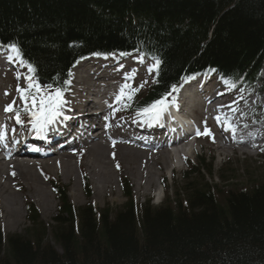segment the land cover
Instances as JSON below:
<instances>
[{"label": "trees", "instance_id": "1", "mask_svg": "<svg viewBox=\"0 0 264 264\" xmlns=\"http://www.w3.org/2000/svg\"><path fill=\"white\" fill-rule=\"evenodd\" d=\"M0 41L17 43L53 88L88 53L152 56L159 68L132 105L142 108L212 67L251 89L264 64V0H0ZM201 160L158 206L133 208L126 183L128 201L113 217L108 208H75L63 189L52 224L28 204L32 233L4 236L0 227V264H264V179L219 200L204 180L212 162Z\"/></svg>", "mask_w": 264, "mask_h": 264}, {"label": "rangeland", "instance_id": "2", "mask_svg": "<svg viewBox=\"0 0 264 264\" xmlns=\"http://www.w3.org/2000/svg\"><path fill=\"white\" fill-rule=\"evenodd\" d=\"M150 65H151L150 67H152L153 63ZM22 72L24 74L27 72V75L25 76L23 75L20 78V80H18L17 82L16 81L11 82V80L6 78L8 80L2 81V83H0L1 85L8 84V86L14 87L15 93L10 104L17 105V108L19 110L24 109L26 106L31 107L32 105L30 98H28L27 103L25 99L22 98L28 96L27 92L21 93L17 91L18 88L20 89L29 88V81L26 79V77L28 76V71H26V69L23 68ZM151 77L152 74L150 75V77L145 76V78L141 79L140 82L135 81V84L131 88L139 89V91L135 92L136 95L138 96L140 95L142 97L145 94L146 86L151 80ZM75 79L76 78L73 77V80ZM257 79L258 82L256 83V87H255L256 89L248 93H243L242 95H239L238 93L233 94V99L235 100H240L241 96L246 97L247 102L251 100L250 103L247 104L246 106L247 108H249V106H251L252 103L257 104V108H255L254 117L249 115L243 116L242 118L238 116L236 117L237 119H240L239 120L240 124H243V126L238 127L239 130L245 129L249 125L251 126L252 124H256V123L264 124V122H262L263 121L262 118L264 119V87H263L264 65H263V70L261 71V74ZM213 80L216 81V79ZM31 83H32V88L36 89L37 86L40 87L39 83L35 80H32ZM141 85H143V87H140ZM209 86L210 84L206 85V88L209 89ZM69 97L70 95H68V93L63 95V99L66 98L68 99ZM2 99H3V94H0V101ZM71 99H73L72 96ZM243 107H244L243 103L240 104L235 112L237 113L238 110L243 109ZM117 108L119 110L115 112L112 111L110 113L111 118H113L115 114H119L122 116L120 112L121 108L120 107ZM257 117L261 118L259 122L254 121V118ZM232 120L233 118L230 121ZM220 143L226 145L223 143L222 139L220 138L219 131H216L215 133L211 132V135H203L201 136L200 139L196 141V147L192 154H188L186 152L187 154L181 155L184 156L185 158H182L181 156H176L175 158L168 156L167 158L168 162L166 165L160 161H158L157 164L152 163L151 168L152 170L156 171V174H154L152 177L153 184L145 190L137 189V191H136V187L138 184V180L137 178L134 179V176L132 175L130 169H128L129 166L130 167L136 166L135 161H131L128 162V164H126L123 161V159H120L119 155L114 156L115 151H113L110 156L111 165L109 164L107 166V168H109L111 171V178H109L110 182H106L105 179V183L102 186V190L104 191V193H106L104 186H106V188L110 190V193H106L103 195L102 194L103 192L100 191V195H98L97 197H95L94 195L95 187L91 181L90 174L88 171L89 169L84 163V161H86V159L84 158V154L83 152H76L73 154L75 156L74 157L75 161H73V163L75 162L74 165L76 167L75 169L71 170L69 175L66 176L62 171H57L56 173H52L48 169H43V174H41V177L43 178L42 186L44 191L48 192L47 195L48 206H45L46 209L42 207L41 205L42 203H38L36 197H33L27 191L26 182H24V180L22 179L15 177L16 188L13 189V192L16 195V201L19 203L17 204L16 202L15 204L18 206L17 212H19V217L15 220V223L12 226H9L10 224L8 223L6 218L2 216L0 211L1 231L4 236L10 234H18V235L26 236L27 233L31 235L32 227L31 224L28 223V221L26 220L27 219L26 208L28 204H31L37 208V211L40 216L39 218L42 222L44 223L47 222L52 224L51 219L52 217L56 216V213L58 212L57 208L59 206V201L58 198H56V194H55L56 187L57 189H60V191L62 189L66 191L68 200L75 208H80L83 206H87L89 203H93V206L95 207L96 211L101 212L102 210L108 208L110 209L111 217H113L114 212L118 210L125 203V201H127V199L123 197L121 193V189L119 188L120 181L126 179L132 185V190L134 194L133 196L135 199L136 206L138 207L142 206L143 204H145L147 200H149L150 205L158 206L160 204H163L161 203V200L162 201H164V199L173 200L176 186L181 185V181H182L181 173L183 170L187 169L188 167V163L186 159L189 160L188 162L196 166L199 165L200 161H202L201 159H204L206 162H212V175L205 173L204 180H207L209 185L212 187L214 193L218 196L219 200H222L224 195L232 189H239L242 187H246L245 185H247L248 182L251 183L253 181H259V180L261 181L262 179H264V151L259 150L258 152L257 149L251 147H245V148L238 147L239 149H228V148L218 149L217 146ZM246 148L250 150V153H243L241 151L242 149H246ZM164 149L166 150V148ZM118 157L119 159H117ZM136 162L137 164H139L140 172L148 171L147 169L145 170L144 160L141 161L140 163L138 161ZM181 162L185 164H182ZM148 164H151V162L149 161ZM12 179H14V177ZM75 182H77L76 185L77 187L75 192H73L72 187ZM47 230H48L47 240L50 241L49 234L51 228L49 227Z\"/></svg>", "mask_w": 264, "mask_h": 264}, {"label": "bare ground", "instance_id": "3", "mask_svg": "<svg viewBox=\"0 0 264 264\" xmlns=\"http://www.w3.org/2000/svg\"><path fill=\"white\" fill-rule=\"evenodd\" d=\"M5 52H9L8 48H5ZM115 54L110 55H104L99 56L98 58L95 57H87L83 60V63L80 64L78 67H82L81 65H87L89 67V70L86 71L87 74L84 76L87 79H92V75H99L100 78L103 75V72L106 68H114L115 62H110L111 59L117 58L114 56ZM5 55H0V63H3L5 58H3ZM105 56L107 58H105ZM9 59V58H8ZM7 59V60H8ZM19 62L21 64V59H19ZM124 64L118 68V71L120 73L123 72V70L126 68V59H124ZM140 64V67H146L148 63L146 61L137 62ZM22 65V64H21ZM12 66V65H11ZM13 67V66H12ZM113 71V70H112ZM116 76L115 78H117ZM95 79V76H94ZM8 79H0V81H5ZM263 80V79H262ZM85 81H87L85 79ZM120 82V79L117 78L115 81L110 82L107 87H112L114 84H117ZM6 86L8 84H0V94L3 95V99L0 101V116L6 117L5 111L3 110V107L10 104L11 100L14 97V94H6L3 93L4 90H6ZM177 91H179V83L175 84ZM261 86V85H260ZM264 87V86H263ZM46 90L41 88L40 92L44 93ZM49 92V91H48ZM190 94V97L188 95ZM70 96L73 95L74 100H76V109L79 107H84L86 110H88L90 107L95 106L94 103H92L90 100L98 99L102 94L97 90L96 88H93L91 85L86 84L84 82L79 81L75 84V87H73L70 90ZM173 94V92L171 93ZM186 97L188 98V102L190 101L191 105L196 104L197 100L199 99L200 92L198 94L192 93L190 89L185 91ZM230 92H223L215 95H210L208 97V100H204V105L208 106L209 108H212L215 112L217 109L215 105L217 103H220L221 100H228L229 99ZM11 95V96H10ZM184 99V97H183ZM68 103L66 106H69L70 100L64 99ZM251 101V100H250ZM250 101L246 102L249 103ZM229 105L233 106L234 109H237L240 105V103L235 102L233 99L229 101ZM221 107V106H219ZM32 108V107H31ZM30 108V109H31ZM132 110L135 112L136 108L131 107ZM111 108H106L101 110L97 114L89 113L87 115L82 116V114H77L78 117H84L82 119V132L84 133V138L80 144H76L73 148H70L71 151H65L60 150L58 151L54 156L47 155V156H39L37 158H31L26 155H24L23 151L15 152L10 156H3L0 158V211L3 217L6 218L9 226H12L15 223V220L19 217L18 206L16 204V195L13 192V189L15 187V177L24 180L26 182L27 191L33 196L36 197L38 203H42V207L46 209L45 206H48L47 204V195L48 192L44 191L43 189V182L41 174H43V169H48L52 173H56L57 171H62L66 176L69 175L71 170L75 169V165L73 161H75V156L73 155L76 153L75 151H81L84 153V158L86 161L84 163L86 164L87 168L89 169V174L91 181L94 185L95 190V197L100 195V191L103 192L102 194L110 193V190L105 187V192L102 190V186L106 182H110L109 178H111V171L107 166L110 164V156L113 151H115L114 156L119 155L120 159H123V161L128 164V162L135 161L136 166L128 167L130 169L132 175L134 176V179L137 178L138 184L136 187L140 190H145L149 188L153 184V175L156 174V171L152 170L151 165L152 163L157 164L158 161L163 162L165 165L168 162V156H172V152L169 150H165V144H160L158 148L156 146L150 147L147 152L145 153H137V149L139 147H142L143 145L136 143L138 139L132 138L128 139L124 135L122 136L124 139L133 142L131 146L125 145L122 139H120V131L119 128H123L125 130L135 131L136 128L139 131L140 129L138 126L140 124L149 123L146 122L142 116L134 115L136 119V123H132L133 125L129 124H123V123H113L109 124L108 126H105L106 120L99 122V119L101 115H105L108 111H110ZM76 112L79 110H75ZM244 110L238 111V113H242ZM248 111V110H246ZM12 112L19 113L17 110L16 105H12ZM222 112V111H221ZM250 115H254V110L250 112ZM261 120L260 117L254 118L255 122H259ZM76 117L72 119V124L75 123ZM95 122V127H91L90 124H87V122ZM177 121L179 123H183V120L181 118H177ZM239 126L240 122L239 119H235L232 126ZM255 126H248L245 129H235V134L231 131L229 132V136L226 133H222L220 138L222 139L223 144H219L217 146L218 149L222 148H228V149H235L236 147H251L254 145V141L261 138L262 135H264V124L256 123ZM24 126L18 125L16 127L17 130L23 129ZM175 128V127H174ZM225 128V127H224ZM223 128L222 131H225ZM94 129V130H93ZM48 130V129H47ZM249 130L250 133L246 135L245 137H242L241 132ZM227 135V136H226ZM107 138L109 140L108 143H105L101 139ZM110 140H113L112 142ZM183 141V140H181ZM174 143V145H178L179 142ZM148 147V146H146ZM175 153H180V151H176ZM183 154V152H181ZM135 155V156H134ZM71 157V158H69ZM119 159V157L117 158ZM137 159V160H135ZM144 160V167L146 172H140L139 171V164H137L136 161L139 163ZM151 162V164H148V162ZM156 170V169H155ZM94 172V174H93ZM148 173V175H147ZM93 175V176H92ZM144 176V178H143ZM14 177V179H12ZM66 178V177H65ZM14 180V181H13ZM142 180V181H141ZM13 181V182H12ZM38 184V185H37ZM14 185V187H13ZM77 182L73 184L72 190L75 192ZM177 185V184H175ZM178 186V185H177ZM176 186V187H177ZM180 190V189H179ZM22 197V196H21ZM174 199V198H173ZM17 204H19L17 202Z\"/></svg>", "mask_w": 264, "mask_h": 264}, {"label": "snow or ice", "instance_id": "4", "mask_svg": "<svg viewBox=\"0 0 264 264\" xmlns=\"http://www.w3.org/2000/svg\"><path fill=\"white\" fill-rule=\"evenodd\" d=\"M0 47H7L10 56L9 58H13L11 54H14L15 57H21V50L17 43H10L8 45H0ZM94 56H100L103 55L102 53H93ZM121 56L128 55L127 53H121ZM105 58H107L105 56ZM81 59H85V57H81ZM143 62V59L141 58V63ZM79 63V61H77ZM21 64L22 66H26L28 68V72L34 74L36 71L35 64L32 62L24 61L21 57ZM160 61L157 59L155 64L149 68V72L153 71V69L159 68ZM71 76V73H69ZM133 76L131 74L125 75V81L126 83L123 84L119 90V94L116 95L115 99L117 102H120L122 100V97H125V90L129 89V94L126 97V101L130 102L132 100L133 95L135 92L139 91L138 88L132 89L130 84L127 83L128 80L132 79ZM19 79V76L17 77ZM26 79L29 81V88L28 89H20L18 88L17 91L24 93L27 92V97H22L25 99L26 103L28 98L31 99L32 102V108L27 109V111H30V115L32 117L30 124L33 130H35L38 134H43L50 125L56 124L58 121L61 120H69L71 119L70 116L65 115L64 108L67 105V101L63 99V92L66 89L62 88H55L52 91L45 92L41 94L40 88L37 86L35 93H33L31 90L32 88V76L29 75L26 77ZM71 83L70 80H65L64 84L69 85ZM51 88V86H48ZM140 87H143L141 85ZM172 91H177V88L175 85L172 86ZM7 94V93H6ZM171 95V93H166L161 99L154 101L152 104L148 105L147 107H143L138 111V115L142 116L143 119L146 122H159L164 112L167 110L168 104L166 103L167 96ZM124 107H129V103H124ZM111 107V105H109ZM228 107H231V105H228ZM119 110L114 109V112ZM5 111H12V105H8L5 108ZM235 111V109H233ZM217 123H221V117H216ZM16 122L22 123V121L19 118V115L16 116ZM225 131H231L233 135L235 134V127L230 124V122H226V126L224 128ZM15 132V129L12 130ZM202 133L197 130V135H201ZM204 135H211L210 131L205 128V131L203 133ZM7 136V130L6 128L0 126V140H4ZM38 150V149H33Z\"/></svg>", "mask_w": 264, "mask_h": 264}]
</instances>
